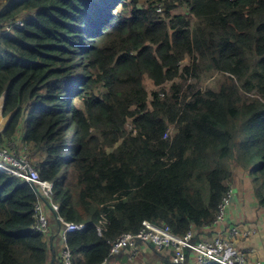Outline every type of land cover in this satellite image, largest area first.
<instances>
[{
	"label": "trees",
	"instance_id": "16d2710c",
	"mask_svg": "<svg viewBox=\"0 0 264 264\" xmlns=\"http://www.w3.org/2000/svg\"><path fill=\"white\" fill-rule=\"evenodd\" d=\"M1 1L0 143L24 126L59 215L88 224L73 264H131L111 246L145 220L216 235L232 184L264 216V0ZM39 191L0 171V264H66L33 229Z\"/></svg>",
	"mask_w": 264,
	"mask_h": 264
},
{
	"label": "built area",
	"instance_id": "2783aa9c",
	"mask_svg": "<svg viewBox=\"0 0 264 264\" xmlns=\"http://www.w3.org/2000/svg\"><path fill=\"white\" fill-rule=\"evenodd\" d=\"M12 21H15L14 23L18 26H23L20 19ZM9 23L0 27V34L11 31ZM4 98L5 96L0 99V115H2L4 108ZM3 129L0 128V132ZM0 171L21 177L38 187L40 197L35 204L34 217L36 222L33 229L49 233L51 229L50 219L45 207L48 206L52 213H56L61 226L59 231L63 245L61 257L66 264H73V251L67 244L68 235L86 229L88 224L69 222L59 215L60 204L54 200L55 184L53 181L42 178L39 170L33 165L27 147L22 151L15 140L0 143ZM236 192V188L231 185L223 197L216 218L206 227L207 230H204L206 232L215 230L217 231L216 235H205L199 241H195L196 230L194 227L184 235H177L169 225L145 220L137 232H125L115 239L111 246L110 256L119 254L124 249H129L133 259L139 253L141 249L139 244L142 242L143 245L153 243L156 246V251L167 254L170 259L168 264H252L246 253L237 248L234 243L236 236L240 234L247 236L251 233V231L243 232L241 227L233 226L232 221H230V207ZM223 225L227 227L226 231L221 229ZM258 264L262 263L258 262Z\"/></svg>",
	"mask_w": 264,
	"mask_h": 264
},
{
	"label": "crops",
	"instance_id": "0c3cea01",
	"mask_svg": "<svg viewBox=\"0 0 264 264\" xmlns=\"http://www.w3.org/2000/svg\"><path fill=\"white\" fill-rule=\"evenodd\" d=\"M5 119L1 122L0 126L5 128L7 125L10 116L4 117ZM23 136L18 135V138L15 140L16 143L19 142L25 148L27 145L23 144ZM233 185V184H232ZM237 192L236 196L230 207V221H233V226L241 227V230L244 232L251 233L247 236L240 234L234 238L235 246L246 253L247 258L252 262V264H258L261 262L264 264V216L258 211V203L255 197L252 195L250 186L243 185L242 187L233 185ZM241 194V195H240ZM247 196H249V201H247ZM251 198V199H250ZM48 215L51 214V225L57 226V231L54 233L55 236L58 234L59 223L57 217L52 213L48 206H45ZM50 219V217H49ZM221 229H227L225 225ZM211 231V230H210ZM61 242L60 236L54 237L52 244L55 246ZM56 254L58 257H61V250L57 251ZM159 255L160 258L156 259V255ZM169 256L164 252H157L156 250L151 249L148 245H143L139 253L130 260L131 264H168Z\"/></svg>",
	"mask_w": 264,
	"mask_h": 264
},
{
	"label": "rangeland",
	"instance_id": "374dc122",
	"mask_svg": "<svg viewBox=\"0 0 264 264\" xmlns=\"http://www.w3.org/2000/svg\"><path fill=\"white\" fill-rule=\"evenodd\" d=\"M1 0H0V6H1ZM182 12H186V10L185 9H183L182 10ZM187 13V12H186ZM211 75H209L207 78H206V80H205V82H204V84H213V82L215 83V80L213 79V76L212 77H210ZM199 83L200 82H198V81H191L190 82V87L191 86H193L190 90H189V92H188V94L186 95V97L187 98H189L190 96H191V94H192V92H193V90H194V88H197V84L199 85ZM147 85H148V87L150 88L151 87V84L150 83H147ZM189 87V88H190ZM1 116V115H0ZM3 116V115H2ZM23 128H21V131H20V135L21 136H23L24 135V133H25V129H24V126H22ZM0 128H3V127H1L0 126ZM17 146H19L20 147V149L23 151V150H25V148H24V146L22 145V144H20L19 142H17ZM241 195V194H240ZM253 197H254V195H252ZM247 201H249V196H247ZM251 199V198H250ZM49 217H50V226H51V231H50V234H52V235H54V233L57 231V226L56 225H54V226H52L51 225V220L55 223V221L51 218V214H49ZM63 248V245H62V242H59L57 245H56V250L57 251H60L61 249ZM160 258V256L157 254L156 255V259H159Z\"/></svg>",
	"mask_w": 264,
	"mask_h": 264
},
{
	"label": "bare ground",
	"instance_id": "6f19581e",
	"mask_svg": "<svg viewBox=\"0 0 264 264\" xmlns=\"http://www.w3.org/2000/svg\"><path fill=\"white\" fill-rule=\"evenodd\" d=\"M5 119L3 118V116L1 115L0 116V124H1V122H3Z\"/></svg>",
	"mask_w": 264,
	"mask_h": 264
},
{
	"label": "water",
	"instance_id": "95a60500",
	"mask_svg": "<svg viewBox=\"0 0 264 264\" xmlns=\"http://www.w3.org/2000/svg\"><path fill=\"white\" fill-rule=\"evenodd\" d=\"M5 99V98H4ZM4 99H3V103H4ZM55 215H56V213H55ZM60 225V224H59ZM61 230V226H59V231Z\"/></svg>",
	"mask_w": 264,
	"mask_h": 264
},
{
	"label": "clouds",
	"instance_id": "9594fccd",
	"mask_svg": "<svg viewBox=\"0 0 264 264\" xmlns=\"http://www.w3.org/2000/svg\"><path fill=\"white\" fill-rule=\"evenodd\" d=\"M3 113V112H2ZM3 115V114H2Z\"/></svg>",
	"mask_w": 264,
	"mask_h": 264
}]
</instances>
